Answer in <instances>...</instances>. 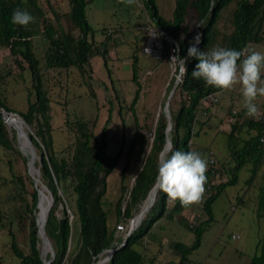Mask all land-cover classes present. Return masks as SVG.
<instances>
[{"label": "rangeland", "instance_id": "1", "mask_svg": "<svg viewBox=\"0 0 264 264\" xmlns=\"http://www.w3.org/2000/svg\"><path fill=\"white\" fill-rule=\"evenodd\" d=\"M36 1L45 10L46 18L53 26L57 25L48 6L60 14L59 25L64 32H69L74 37L79 35V31L67 16V0ZM87 1L85 16L91 28V34L87 37L88 41L98 47L106 37H109L106 43L109 53L105 65L101 57H93L86 67L85 74L79 73L75 68L46 69L44 55L48 48L47 40L40 34L32 39V44L40 63L43 86L49 100L52 148L57 159L70 160L76 137L73 123L76 120L87 122L95 139L99 140L112 104L111 120L105 126V152L114 157L120 151V155L117 165L106 179V194L102 199L103 208L108 215L107 224L111 228L119 224L115 220L117 200L122 198L123 210L128 198V192H121V170L127 160L128 146L136 133L143 135L146 143L150 144L155 121L169 95L166 94L167 86L174 76L179 82V75L182 73L180 71L177 74L178 65L174 62L170 63L173 49L168 44L166 47L168 54L165 53L162 34L149 19L141 0ZM174 4L175 0H156L159 15L164 19H170ZM232 7L233 5H230L222 11L216 25L218 45L222 34L231 30L229 17ZM186 20L189 23L194 20L192 10L187 11ZM150 30L156 31L155 40L160 46L157 55L143 51L151 37ZM248 49L264 52V41L253 44ZM133 57L137 59V82L140 88L139 97L134 106L137 122L134 121V116L129 109L137 89L132 81ZM17 58L20 60L19 57ZM15 59L16 57L11 56L7 48L0 49V97L4 104L14 111L13 113L18 114L25 113L28 95L30 94V101L33 102L34 93L31 92V77L26 63L21 61L22 67H19ZM261 86H264V82ZM212 99L216 102H211ZM181 100L182 96L175 89L169 100L168 110L175 112ZM255 103L259 109L258 114L263 119L264 96H258ZM202 105L208 108L206 115L201 114L198 119L201 122L207 121L203 125H194V130L199 128L201 130L198 135L193 136L190 151L201 153L218 169V172L211 177V182L215 185L225 182L228 177L227 168L235 165V161L230 157L227 138L230 126L236 120L233 113L244 109L240 85L236 84L231 89L222 90L210 96ZM5 128L11 148L6 149L0 146V264H20V260L11 250V242L13 240L16 247L24 254L30 253L28 235L31 218L25 212L24 205L31 203L30 194L35 188L28 172V156L24 155L18 146L17 132L10 129L6 123ZM28 132L33 134L31 128H28ZM34 150L36 152L35 167L40 173L42 184L46 186L40 172L39 152L35 148ZM133 150L134 153L129 156V169L125 173L123 182L127 191L142 164V157L137 155L138 147L135 146ZM146 152H148V146ZM250 169L251 165L245 164L237 171L236 184L226 186L212 203V222L204 229L199 248L188 256L191 264H248L251 257L257 253V243L264 234V217H257L256 212L258 188L264 171V158L252 181L246 183L252 174ZM17 178L22 179L24 190ZM59 187L71 224V239L67 250V256H69L76 250L78 242L75 196L70 179L62 181ZM20 195L24 198L23 200L20 199ZM207 196L208 191L205 189L201 200L183 213L182 216L188 220L189 226H196L207 219L202 207ZM63 209L64 207L59 206L56 210L58 217L62 216ZM157 212L158 208L149 215V219ZM179 216L180 214H175L172 221L162 217L144 235L149 244L145 250L146 253L140 246H134L136 250L145 254L142 264L176 262L178 256L173 253L171 242H181L186 245L193 243L194 234L178 223ZM130 220L122 221L127 228L123 232H116V237L124 240ZM151 235L154 236L152 240H150ZM49 242L53 250L52 242L50 240ZM158 242H161L159 247ZM41 245L40 239L39 250L42 253ZM49 255L48 246L45 256ZM105 255L99 256L98 260ZM153 255H155L154 259H152ZM63 264H69V261L65 260Z\"/></svg>", "mask_w": 264, "mask_h": 264}, {"label": "trees", "instance_id": "2", "mask_svg": "<svg viewBox=\"0 0 264 264\" xmlns=\"http://www.w3.org/2000/svg\"><path fill=\"white\" fill-rule=\"evenodd\" d=\"M141 1L151 22L159 31L171 38V42L162 39L166 54H168L166 48L168 44L173 50L179 45V55L187 57L190 42H193L197 35L201 37V42L198 45L201 51H208L214 47H225L242 51L245 56L251 52L248 49L249 46L264 41V0H175L170 19H164L159 15L156 0ZM67 2V16L79 31L77 37L72 36L69 32H64L60 28V14L51 6H48V8L50 7L49 10L57 25L56 27L46 18L45 10L36 0H0V49L7 48L9 54L16 57L15 62L19 67H22L21 61L26 63L31 77V92L34 93V101H30L29 94L25 113L18 114L27 126L33 130V134L28 132V135L33 147L39 152L41 176L53 197V204L44 225L45 234L53 246L54 255L49 264H63L65 260H68L69 264H92L98 261V257L103 255L104 250L115 249L123 242V239L116 237L117 226L109 228L107 224L108 215L103 208L102 201L106 194V179L117 165L120 155V151L114 157L107 155L105 152V126L111 120L112 104L99 140L95 139L87 122L76 120L73 123L76 137L70 160L57 159L52 148L49 100L43 86L40 63L33 51L32 44V39L40 34L47 40L48 48L44 55L46 69L75 68L79 73L85 74L87 73L86 67L93 57H101L104 65L106 64L109 53L106 43L109 37H106L98 47L87 39L91 34V28L85 16L88 1L67 0ZM230 5H233L229 17L231 30L226 34H222L218 45L216 25L222 11ZM18 8L27 10L35 18L34 21L27 26L13 25L11 16ZM188 10H192L194 14V20H191V23L186 20ZM176 54L173 51V55ZM197 62L194 58L188 59L186 62L187 72L179 75L180 81L175 89L182 96V100L175 112L169 110L172 126L168 135V119L160 111L155 121L150 144L146 143L144 136L140 133H136L132 138L126 151L127 160L121 170V192H128V198L123 210L121 208L122 198L120 197L117 200L115 207L116 223L120 224L123 220L127 221L135 217L134 215L141 210H139V207L146 202L147 195L156 183L155 177L157 175L159 154L165 145L166 137L168 136L171 141V149L164 156L169 155L174 150L190 151L193 136L198 135L201 130V128L194 130V125H203L207 121L201 122L198 119L199 115H206L208 108H204L202 104L210 96L222 90L206 87L202 81L194 80L191 77V72ZM137 68V59L133 57L131 64L132 81L136 84L137 89L130 102L129 109L135 122L137 121L134 106L140 92L139 83L137 82ZM179 72L180 69L176 67V73L179 74ZM175 80L174 76L167 86L166 94L171 91L176 82ZM211 102L215 103L216 100L213 101L212 99ZM0 109L6 112H14L4 104L1 97ZM262 110L263 119L246 116L245 109L233 113L236 120L230 126L227 141L230 147V157L235 161V165L232 168H227L228 177L225 182L215 185L211 182V177L218 172V169L212 165V161H208L207 180L204 185L208 191V196L202 205L207 215L206 220L196 226H189L188 220L182 215L190 206L182 207L179 202L167 199L166 194L158 188L155 200L144 215L140 225L128 236L126 244L115 251L108 263L142 264L145 254L136 250L134 246L138 245L145 251L149 244L144 235L149 232L153 225L162 217L172 221L175 214H180L177 218L178 223L194 234V241L191 245L171 242V248L173 253L178 256V261L166 264H191L188 256L199 248L203 231L212 222V203L226 186L236 184L237 171L245 164L251 165L250 170L252 172L246 183L252 181L264 158V145L259 140L264 133V109ZM0 146L6 149L11 148L5 123L1 117ZM135 146L138 147L137 155L142 157V164L127 191V187L123 184L124 176L129 169V156L134 153ZM147 146L148 152H146ZM66 179H70L72 182V192L75 196V215L78 220V242L76 250L69 256H67V250L71 239V224L64 206L65 202L59 190L60 183ZM17 180L24 190L22 179L17 178ZM30 196L31 203L24 205L25 212L31 218L28 235L30 253L24 254L21 252L13 240L11 250L20 260V264H45L49 261L50 255L42 257L39 250L40 239L37 235L38 228L36 225L39 199L35 189L32 190ZM20 199H24L22 195H20ZM59 206L64 207L60 217L56 214ZM156 208H158L157 214L149 219V215ZM256 212L257 217H264V171L261 185L258 188ZM150 238L152 240L154 236L151 235ZM160 243L158 242V247L161 245ZM154 256L152 259H154ZM248 264H264V234L257 243V253L251 257Z\"/></svg>", "mask_w": 264, "mask_h": 264}, {"label": "clouds", "instance_id": "3", "mask_svg": "<svg viewBox=\"0 0 264 264\" xmlns=\"http://www.w3.org/2000/svg\"><path fill=\"white\" fill-rule=\"evenodd\" d=\"M34 19L27 10L18 8L11 16V23L27 26ZM200 42L201 37L197 35L190 42L187 57L179 55L180 47L177 45L173 50L177 54L172 56L170 63H176L181 73H185L187 60L194 58L198 62L191 77L202 81L206 87L228 90L239 84L245 115L255 117L259 110L255 101L258 96H264V86H261L264 82V52L253 50L245 56L242 51L225 47L201 51L198 47ZM207 166V159L199 152L174 150L160 158L155 180L167 199L188 207L202 198Z\"/></svg>", "mask_w": 264, "mask_h": 264}, {"label": "water", "instance_id": "4", "mask_svg": "<svg viewBox=\"0 0 264 264\" xmlns=\"http://www.w3.org/2000/svg\"><path fill=\"white\" fill-rule=\"evenodd\" d=\"M162 37L165 40H167V41H171V38L168 37V36H166V35H164V34L162 35ZM177 83H178V80H176V82L174 83V85H173V87H172V89H171V91H170V93H169V95L167 97V100H166V102H165V104H164V106L162 108V112L164 113V115L168 119L167 135H168L169 131L171 130V126H172L171 116H170V113H169V110H168V105H169V100H170L171 96L173 95V93L175 91V88H176ZM0 117L3 119L4 123L7 122L8 120H10L11 118L14 119V118L17 117V118H19L21 120L22 123H24L27 126V124L23 121V119L18 114H16V113L6 112L5 110L0 109ZM27 128H29V127L27 126ZM30 134H32V133L30 132ZM25 137H26V142L28 143V146H29V148L31 150V153H32L34 151V148H33V145H32V143L30 141V138H29V135H28L27 132L25 133ZM170 149H171V141H170L169 137L167 136L166 137L165 145H164L161 153L159 154V160H160L161 157H164V155ZM28 172H29V168H28ZM31 180H32V183L34 185V188H35V190L37 192V197L39 199V191H38V188H37L36 180L34 178H31ZM44 187L47 189L46 186H44ZM158 188H159L158 184L155 183V185L153 186V188L151 189V191L147 195V198L149 197V195H150L151 192H154V196H155V193L157 192ZM50 195L52 196L51 193H50ZM37 203H38V201H37ZM151 206H152V203H150V205L147 208H145L144 210H140L139 213L130 220V222H129V228H128V231H127V235H126V237L124 238V240H123V242L121 244H119L115 249L114 248H111V249L104 250L102 253L103 254L104 253H107V257L105 259L101 260V261L98 260L97 262H93L92 264H102L103 262H108L110 260V258L112 257V255L115 253V251L117 249L123 247L126 244V241H127L128 236H130L131 233L137 228V226H133V223H134L136 217L138 218L139 221H142L144 215L148 211V208L151 207ZM45 221H46V219L44 220V222L42 224L39 225L38 220L36 219V225H37V228H38V231H37L38 237L42 240L43 243H45L46 245L49 246V249H50V259H49L48 262H45V264H49L52 261L54 254H53V250H52V247L50 245V242H49V240H48V238H47V236L45 234V231H44ZM41 255L43 257V255H44L43 252L41 253Z\"/></svg>", "mask_w": 264, "mask_h": 264}, {"label": "bare ground", "instance_id": "5", "mask_svg": "<svg viewBox=\"0 0 264 264\" xmlns=\"http://www.w3.org/2000/svg\"><path fill=\"white\" fill-rule=\"evenodd\" d=\"M150 42H151V37L148 39V43H150ZM5 123L10 129H12V130L14 129L17 132L18 146H19L20 150L24 153V155L28 156L29 175L31 176V178H34L36 180L37 188L39 191V211L37 213V220H38V223L40 225L44 222V220L48 216L49 209L52 207V204H53L52 196L49 194L48 190L42 184V182L40 180V173L35 167L36 152L34 150L31 153V150L28 146V143L26 142L25 133L26 132L28 133L27 126L24 123H22L21 120L17 117L14 119L11 118L10 120H8ZM150 195H149L150 197L146 198L147 199L146 202L141 206V210H144L145 208H147L150 205V203L153 204V202L155 200L156 193H155V196H154V192H151ZM149 209H150V207L148 208V210ZM140 223H141V221H139L138 218L136 217V219L133 223V226L138 227L140 225ZM39 244H40V242H39ZM41 248H42V250L44 252V256H45L46 251L48 250V245H46L45 243L42 242ZM49 252H50V249H49ZM105 254H106L105 257H103V258L101 257L99 259L100 261L107 257V253H105Z\"/></svg>", "mask_w": 264, "mask_h": 264}, {"label": "built area", "instance_id": "6", "mask_svg": "<svg viewBox=\"0 0 264 264\" xmlns=\"http://www.w3.org/2000/svg\"><path fill=\"white\" fill-rule=\"evenodd\" d=\"M159 31V30H158ZM160 34L163 35V33L161 31H159ZM150 33H151V42L150 43H147L145 46H144V49L143 51L145 53H150V54H154V55H157V53H159V50H160V46H159V43L155 40V37H156V31L155 30H150ZM213 101H215V99H213ZM255 119H261L260 117V114H256L255 116ZM260 143H262L264 145V133L262 134V136L260 137ZM127 227L120 223L117 225L116 229L118 232H123L125 231Z\"/></svg>", "mask_w": 264, "mask_h": 264}, {"label": "crops", "instance_id": "7", "mask_svg": "<svg viewBox=\"0 0 264 264\" xmlns=\"http://www.w3.org/2000/svg\"><path fill=\"white\" fill-rule=\"evenodd\" d=\"M185 212V211H184Z\"/></svg>", "mask_w": 264, "mask_h": 264}]
</instances>
